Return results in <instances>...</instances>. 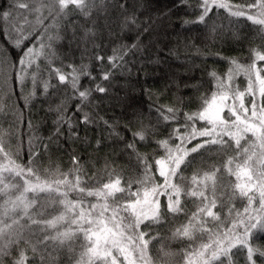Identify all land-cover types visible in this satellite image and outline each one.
<instances>
[{"label":"snow or ice","instance_id":"1","mask_svg":"<svg viewBox=\"0 0 264 264\" xmlns=\"http://www.w3.org/2000/svg\"><path fill=\"white\" fill-rule=\"evenodd\" d=\"M173 2L175 7L188 6V0ZM127 3L122 0L118 4L121 30L139 29L136 12L129 13ZM107 7L106 0H12L0 9V32L7 34L17 52L14 61L7 53H0V77L7 80L14 76L24 108L34 107L41 99L49 100L62 90L60 86L70 91L67 99L78 101L72 113L64 99L55 107L49 105L47 111L54 112L56 119L54 130L46 137L38 135L37 126L28 121L26 165L17 163L24 145L19 132L0 128V264H57L53 254L61 250L69 256V264H169L167 258L176 253L164 251L163 246L160 260L154 262L149 255V245L158 239L150 230L165 219L174 224L181 215L185 222L174 228L170 239L186 245L181 252L182 264H264V65L257 63L264 62V52L255 51L252 62L246 65L235 58L229 60L231 67L224 76L209 70L213 89L201 94L198 110L183 112L180 106L184 97H178L172 106L154 105L155 117L147 125L139 121V130L131 133V140H125L114 124L103 118L98 121V113L93 115L85 109L95 111L102 102L96 101L93 93L102 98L111 95L116 71L131 72L125 57L142 53L139 36L149 28L137 32L136 43L114 48L107 57V69L104 56H92L100 62L99 81L88 65L60 60L61 67L57 68L53 63L59 59L54 45L64 39L61 24L65 33H71L70 44L78 41L77 47L87 45L96 32L86 28L78 37L76 28L81 26L70 17L90 19L94 12L106 11ZM194 8L196 18L184 20L183 25L203 26L214 36L225 31L214 21L223 10L229 27H238L242 19L251 22L264 41V0H198ZM91 43L99 47L94 40ZM41 58L48 69L46 76L40 75L37 61ZM240 75L247 81L243 91L236 84ZM83 77L91 86L81 84ZM53 79L57 84L51 82ZM4 112L0 103V114ZM15 115L19 128L22 112ZM97 122L124 145L122 151L135 162L139 175L128 176L121 186V174L106 163L104 175L88 176L76 154L71 155L68 171L42 166L61 140L90 143L87 136H80V125L87 129ZM165 125L170 127L167 138L156 139L159 128ZM13 135L15 150L9 143ZM242 140L247 146L241 145ZM138 144H155L156 148L144 153ZM100 146L101 139L97 138L95 147ZM233 146L236 157H229L224 168L236 182L225 186L218 183L219 168H203L206 157ZM241 154L242 163L233 169L234 160ZM189 169L193 174L187 177L184 173ZM105 176L107 182H102ZM87 183L95 186H82ZM72 193L77 199H70ZM86 197H95L96 202L87 203ZM161 197L165 199L163 207ZM236 197L243 201L242 210L232 203ZM221 212H225L223 218Z\"/></svg>","mask_w":264,"mask_h":264},{"label":"trees","instance_id":"2","mask_svg":"<svg viewBox=\"0 0 264 264\" xmlns=\"http://www.w3.org/2000/svg\"><path fill=\"white\" fill-rule=\"evenodd\" d=\"M11 2L12 0H0V9L6 8L7 4ZM120 2L122 0H106L107 10L99 13L94 12L90 19L79 16L70 17L81 26L76 28L78 37L83 35V29L86 28H92L96 32V36L90 38L87 45L77 47L78 41L70 44L71 33H65L63 24H61L60 35L64 39L54 45L59 59L53 63L57 68L61 67L60 60H63L64 64L88 65V70L99 81L100 62L92 59V56L96 53L104 56L103 66L107 69V57L113 54L114 48L118 45L136 43L137 32H142L145 27L149 28L148 32H143L139 36V44L144 46L142 53H129L125 57V60L130 61L128 67L131 68V72L116 71L111 84V95L102 98L100 94L93 93L94 99L102 100V102L95 111L91 108L85 109L93 115L98 113V121L99 118H103L109 124H114L115 131L125 140H131V133L139 130V121L147 125L155 117L152 110L154 105L172 106L178 97H184L185 103L180 106L183 112L191 113L198 110L201 94H208L213 89V81L207 74L209 70H215L218 75L224 76L231 67L229 60L235 58L240 64L246 65L252 62L255 51L264 52V41L256 33L255 26L242 19L238 27L236 25L229 27V21L223 10L220 11L219 16L214 17L215 23L225 27V31L222 33L217 32L213 36L209 35L203 26L183 25L184 20L196 18L194 6L198 0H188V6L184 7H175L173 0H128L125 8L129 13L136 12L137 23L140 24L139 29L130 31L121 30L122 13L118 7ZM231 2L240 3L241 0H231ZM133 4H137L138 7L133 9ZM91 40H94L99 47H93ZM85 48L87 51L84 50ZM0 53H7L9 60L14 61L17 58V52L10 46L7 34L4 32H0ZM37 63L40 65V75L46 76L48 69L43 59L41 58ZM257 63L258 66L264 65V62ZM64 71L67 73L69 69L64 68ZM51 82L57 84L55 79ZM81 84L91 86L87 77L81 79ZM236 84L243 91L247 86V81L243 75H240L236 78ZM104 86H108V82H105ZM60 87L62 90L55 96H51L49 100L41 99L34 107L25 109L14 76L7 80L0 77V103L5 106V112L0 114V128L6 132H19L24 140V145L21 146L18 153L17 163L26 165L28 161L25 151L29 134L28 121H32L37 126L38 135L46 137L54 130L53 121L56 119L54 112L47 111L49 105L55 107L64 99L68 106V112L74 111V106L78 101L67 99V96L71 94L70 91L65 90L63 86ZM37 95H39V90H37ZM248 99L246 96V106ZM21 112V123L17 128L15 114ZM78 116L79 113H77ZM197 127L200 125L198 124ZM169 130L170 127L167 125L160 127V135L156 139L167 138ZM109 131L110 129L99 122L87 129L80 125V136H87L90 143L61 140L60 147L51 149L43 159L42 166L45 168L59 167L61 171H68L72 167L71 155L76 154L88 176L104 175L107 163L118 174H121V186H125L124 179L128 176L139 175L140 170L135 167V162L122 151L124 145L117 142L114 136H109ZM97 138L101 139V146L98 149L95 147ZM9 143L15 150L14 135L10 138ZM241 145L247 146L244 140L241 141ZM138 148L141 152L150 153L156 148V145L138 144ZM233 148L234 146L225 148L223 151L205 158L206 166L203 171H208L209 166L219 168L218 183L225 186L236 182L235 176L228 174L224 168L229 157H236V151ZM157 154H160L158 150ZM243 159V154L237 157L232 165L233 169H235V164L242 163ZM192 174L191 169L184 173L187 177ZM102 182H107L106 176ZM158 182L162 183V179L158 178ZM82 186L93 187L95 185L87 183ZM70 199H77L76 194L72 193ZM85 199L87 203L96 202L95 197H86ZM186 203L190 210H195L191 202ZM232 203L237 209L242 210L243 201L239 197H236ZM164 204L165 199L161 197L162 207ZM217 211H219V205ZM224 215L225 212H221L222 218ZM184 222L185 219L181 215L174 224L165 219L162 224L155 225L150 230V234H158V239L149 245L148 250L154 262L160 260L162 253L159 249L163 246L164 251L176 253V255L167 258L169 264H182L181 252L186 245L180 241L172 240L170 237L174 228ZM141 230H145L144 225H141ZM79 243L80 239H77V251H79ZM53 256L57 264H69V256L65 254L64 250L54 253ZM241 264H243L242 261Z\"/></svg>","mask_w":264,"mask_h":264}]
</instances>
